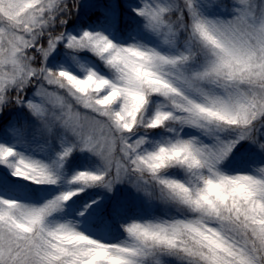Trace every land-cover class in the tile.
I'll use <instances>...</instances> for the list:
<instances>
[{
    "label": "snow or ice",
    "instance_id": "obj_1",
    "mask_svg": "<svg viewBox=\"0 0 264 264\" xmlns=\"http://www.w3.org/2000/svg\"><path fill=\"white\" fill-rule=\"evenodd\" d=\"M0 264H264V0H0Z\"/></svg>",
    "mask_w": 264,
    "mask_h": 264
}]
</instances>
